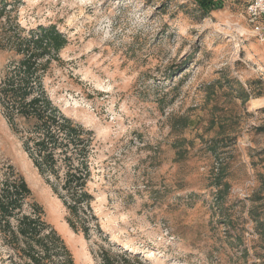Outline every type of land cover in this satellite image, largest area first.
<instances>
[{
	"label": "rangeland",
	"instance_id": "rangeland-1",
	"mask_svg": "<svg viewBox=\"0 0 264 264\" xmlns=\"http://www.w3.org/2000/svg\"><path fill=\"white\" fill-rule=\"evenodd\" d=\"M217 2L203 17L193 0H0V42L39 26L67 40L40 88L85 135L88 204L63 188L80 158L40 173L1 100L0 177L23 179L22 214L74 264H264V42L242 2ZM20 58L0 49V89ZM20 248L0 241V264H29Z\"/></svg>",
	"mask_w": 264,
	"mask_h": 264
},
{
	"label": "trees",
	"instance_id": "trees-1",
	"mask_svg": "<svg viewBox=\"0 0 264 264\" xmlns=\"http://www.w3.org/2000/svg\"><path fill=\"white\" fill-rule=\"evenodd\" d=\"M193 1L203 17L220 7L217 0ZM5 7H0V16L5 13ZM24 32L12 36L9 40L13 41L9 45L0 42V49L8 47V50L21 57L2 83L0 100L9 109L10 124L15 127L18 118L22 122V132L27 131L35 137L26 140L24 146L40 173L57 175L58 152L71 151V154L75 153L80 158L78 165L69 163V175L63 188H70L77 194L78 204H88L90 196L84 190L88 174L85 135L58 115L40 88L42 65L39 60L56 55L67 44V40L54 26H39ZM259 130L264 131V127H259ZM29 196L27 184L12 171L0 177V241L13 251L21 250V245L25 246L23 252L28 254L25 257L29 264H74L71 254L54 231L50 230L44 235L42 230L45 225L39 215L33 218L22 214ZM77 203L69 207L73 214L76 213ZM69 224L76 231L74 224ZM84 234L87 236V230ZM121 260L127 263L130 257L124 254ZM102 262L112 264L106 256L102 257Z\"/></svg>",
	"mask_w": 264,
	"mask_h": 264
},
{
	"label": "built area",
	"instance_id": "built-area-1",
	"mask_svg": "<svg viewBox=\"0 0 264 264\" xmlns=\"http://www.w3.org/2000/svg\"><path fill=\"white\" fill-rule=\"evenodd\" d=\"M242 2L244 5V15L254 27V33L260 41L264 42V0H232Z\"/></svg>",
	"mask_w": 264,
	"mask_h": 264
},
{
	"label": "bare ground",
	"instance_id": "bare-ground-1",
	"mask_svg": "<svg viewBox=\"0 0 264 264\" xmlns=\"http://www.w3.org/2000/svg\"><path fill=\"white\" fill-rule=\"evenodd\" d=\"M256 102H257V101H255V102L253 101V102H252V107H255Z\"/></svg>",
	"mask_w": 264,
	"mask_h": 264
}]
</instances>
